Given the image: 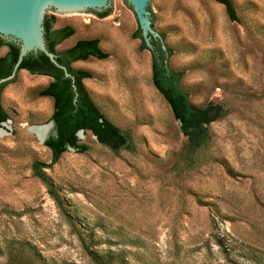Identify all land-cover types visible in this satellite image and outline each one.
<instances>
[{"label": "rangeland", "instance_id": "374dc122", "mask_svg": "<svg viewBox=\"0 0 264 264\" xmlns=\"http://www.w3.org/2000/svg\"><path fill=\"white\" fill-rule=\"evenodd\" d=\"M231 2L238 22L216 0H149L152 29L172 49L169 67L184 72L190 102L227 100L236 108L209 125L216 162L189 174L175 168L184 137L151 85V54L140 49L126 2L109 0L103 19L89 10L45 11L54 28L74 29L59 50L97 39L108 54L72 66L92 74L86 89L110 122L131 131L137 152L117 155L80 133L90 149H70L45 170L74 229L31 170L34 161L51 160L28 131L51 118L52 100L37 96L50 78L19 71L1 96L9 115L0 127L1 245L24 240L44 264H91L78 231L89 235L91 249L122 253L124 264H264V0ZM5 52L0 48V56Z\"/></svg>", "mask_w": 264, "mask_h": 264}, {"label": "trees", "instance_id": "16d2710c", "mask_svg": "<svg viewBox=\"0 0 264 264\" xmlns=\"http://www.w3.org/2000/svg\"><path fill=\"white\" fill-rule=\"evenodd\" d=\"M216 1L225 8L231 22H238L231 0ZM149 11L153 27L155 18L150 6ZM95 14L103 19L109 16L110 9ZM54 24V17L44 16L43 37L46 49L55 55L56 62L66 68L73 80L65 77L64 72L54 66L41 52L27 54L17 73L24 70L33 75L50 78V82L37 92V96L50 98L53 103V112L49 120L53 123L52 130L43 143L51 153V160L49 164L34 161L31 164V170L32 176L45 188L59 213L75 229L73 216L68 212L65 198L45 170L55 165L70 149L80 154L90 149L89 146L80 142L78 138L80 131L90 134L97 143L117 155L121 152L135 155L137 147L131 131L115 126L94 102L83 83L84 80L91 79L92 74L72 66L74 63L87 61L90 58L105 60L108 54L101 50L97 39H79L73 45L59 50L58 46L71 38L75 32L70 26L54 28ZM160 37V39L151 37V48H148L142 40L139 28L135 36L141 41L140 49L147 50L151 54V85L169 107L184 137L175 168L179 169L180 173L189 174L203 165L216 162L211 152L214 136L209 125L224 120L234 113L236 108L227 100L219 105L211 103L203 107L193 105L189 99L190 92L181 85L184 72L175 71L169 67L172 49L165 44V36L160 34ZM0 48L6 49L5 54L0 56L1 80L11 75L19 54V45L0 37ZM15 80L16 76L11 81L0 84V127L9 120V115L2 106V92ZM75 233L80 235L81 243L91 264H124L125 257L122 253L93 250L88 245L89 235L83 238L82 233L78 231ZM215 242L220 247L224 246V240L215 237ZM1 256L5 258V264H44L36 248L24 240H11L3 245L0 244ZM256 263L260 264V261L256 260Z\"/></svg>", "mask_w": 264, "mask_h": 264}, {"label": "water", "instance_id": "95a60500", "mask_svg": "<svg viewBox=\"0 0 264 264\" xmlns=\"http://www.w3.org/2000/svg\"><path fill=\"white\" fill-rule=\"evenodd\" d=\"M124 1L133 10L137 18L142 40L148 48H151V37L155 39H160L161 37L151 26L149 0ZM108 2L109 0H0V37L19 45V54L13 71L7 78L1 79L0 84L9 82L16 76L23 58L31 52L43 53L54 66L64 72L65 77L72 79L66 68L56 62L55 55L46 49L43 37L45 11L47 9H53L58 12L89 10L94 13H100L108 9ZM52 125L53 123L50 121L45 126H39L46 128L41 142L44 143L46 140L47 132ZM33 128L36 127H31L28 131L31 132ZM80 133L83 132L80 131L78 134Z\"/></svg>", "mask_w": 264, "mask_h": 264}, {"label": "bare ground", "instance_id": "6f19581e", "mask_svg": "<svg viewBox=\"0 0 264 264\" xmlns=\"http://www.w3.org/2000/svg\"><path fill=\"white\" fill-rule=\"evenodd\" d=\"M45 132H46L45 127H36V128L31 129V133L36 135L40 140H42Z\"/></svg>", "mask_w": 264, "mask_h": 264}]
</instances>
